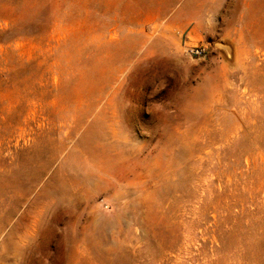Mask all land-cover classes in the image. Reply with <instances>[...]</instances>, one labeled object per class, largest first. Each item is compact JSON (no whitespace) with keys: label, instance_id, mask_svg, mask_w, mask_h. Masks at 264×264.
I'll return each instance as SVG.
<instances>
[{"label":"rangeland","instance_id":"374dc122","mask_svg":"<svg viewBox=\"0 0 264 264\" xmlns=\"http://www.w3.org/2000/svg\"><path fill=\"white\" fill-rule=\"evenodd\" d=\"M0 264H264V0H0Z\"/></svg>","mask_w":264,"mask_h":264},{"label":"crops","instance_id":"0c3cea01","mask_svg":"<svg viewBox=\"0 0 264 264\" xmlns=\"http://www.w3.org/2000/svg\"><path fill=\"white\" fill-rule=\"evenodd\" d=\"M217 9H219V6H215L214 7V13H216V11H217ZM206 10V9H205ZM204 10V11H205ZM203 11V12H204ZM208 10H206V12H207ZM196 14H200L201 12H195ZM175 14H171L170 15V17H169V19H168V24L171 26V27H173V28H178V29H185V28H187L188 26H189V24H192L191 22H190V18H188V16H185V18L183 19V20H181L180 22H178V19L174 16ZM179 23V24H178ZM192 28L194 29V30H197V29H199V28H201V22L199 21V22H197V21H194L193 22V26H192Z\"/></svg>","mask_w":264,"mask_h":264},{"label":"water","instance_id":"95a60500","mask_svg":"<svg viewBox=\"0 0 264 264\" xmlns=\"http://www.w3.org/2000/svg\"><path fill=\"white\" fill-rule=\"evenodd\" d=\"M216 46L222 51V53L226 54V53H231V50L229 49V47L226 44H223L221 42H217Z\"/></svg>","mask_w":264,"mask_h":264},{"label":"built area","instance_id":"2783aa9c","mask_svg":"<svg viewBox=\"0 0 264 264\" xmlns=\"http://www.w3.org/2000/svg\"><path fill=\"white\" fill-rule=\"evenodd\" d=\"M187 50L190 54H199L202 51V49L199 48L198 46H191L187 48Z\"/></svg>","mask_w":264,"mask_h":264}]
</instances>
